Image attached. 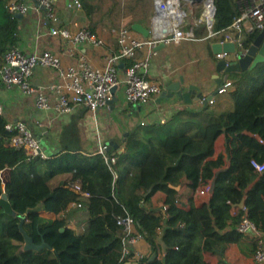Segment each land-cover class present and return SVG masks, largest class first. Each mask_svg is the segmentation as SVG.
<instances>
[{
    "label": "trees",
    "instance_id": "16d2710c",
    "mask_svg": "<svg viewBox=\"0 0 264 264\" xmlns=\"http://www.w3.org/2000/svg\"><path fill=\"white\" fill-rule=\"evenodd\" d=\"M141 2L135 0V5ZM80 6L90 16L89 0H80ZM214 7L213 30H228L238 14L235 0H214ZM17 27L18 18L0 0V62L16 43ZM89 27L93 29L92 23ZM254 36L245 35V47ZM219 39L215 35L207 41ZM139 55L137 51L135 57ZM228 76V108L218 111L205 104L179 110L164 123L137 125L123 139L121 151H105L115 157L112 165L101 153L82 148L79 115L61 127L59 150L30 160L22 148L10 145L0 115V171L9 169L4 185L0 178V264H118L122 244L116 217L125 211L150 248L137 264H204L203 252H224L231 243L241 246L243 254H253L257 240L246 242L236 225L246 214L264 232V171L257 173L250 164L251 159L264 161V61ZM220 134L225 136L227 165L222 155L206 159ZM221 167L226 168L207 200L179 204L175 186L184 184L193 191ZM77 179L89 197L69 189L67 184ZM3 193L15 215L5 210ZM72 202L82 207L70 206ZM36 206L40 209L23 216L25 209ZM232 207L237 208L235 214ZM78 211L86 215L81 231L69 227ZM21 221L33 241L45 242L48 248H22Z\"/></svg>",
    "mask_w": 264,
    "mask_h": 264
},
{
    "label": "built area",
    "instance_id": "2783aa9c",
    "mask_svg": "<svg viewBox=\"0 0 264 264\" xmlns=\"http://www.w3.org/2000/svg\"><path fill=\"white\" fill-rule=\"evenodd\" d=\"M80 6V0H71ZM153 8L151 17L152 29L145 38L138 37L126 26L110 30L117 47L105 50L102 53V64L95 65L82 54L78 48L82 45L101 47L104 44L102 37L88 26H81L74 30L66 27H51L48 33L58 37L63 43L64 53L74 57L75 61L64 64L61 57L51 49H41L26 52L19 46H11L2 55L0 65V81L5 87H17L23 94L32 97L36 109L49 114L39 124L51 126L54 119L71 113L77 107H84L90 111L108 107V99L113 96L111 88L123 84V99L128 104L145 105L160 92L161 80L149 76V67L158 43L164 45L178 43L181 40H194L195 30L201 23L207 30V37L220 35L221 40L233 42L238 52L244 53L245 35L257 34L264 27V0H235L238 14L233 18L226 31H214V0H209L211 12H204L197 17L189 15L182 8L184 0H150ZM208 1V0H207ZM206 5V2L203 4ZM11 14H26L31 9H41L46 19L56 20L53 0H35L34 3L23 0H9L5 3ZM212 21V24L210 23ZM141 54L137 57L136 53ZM226 53H218L221 59ZM132 59V62H128ZM122 63V67L119 64ZM52 69L57 80L49 84L35 83L31 76L36 69ZM124 78L121 80L119 72ZM231 82L226 80L218 86V92H226ZM54 93V100L49 93ZM116 92V91H115ZM1 113V109H0ZM141 124H143L141 122ZM5 131L9 134V143L16 148H22L27 159L34 157L46 158L47 153L42 150L40 137L22 121L5 123ZM106 145H100L97 152L102 154L108 165L115 162L114 156L105 154ZM251 167L257 173L264 171V161L250 160ZM114 180L116 173L113 171ZM69 189L87 198L90 193L82 188L79 179L67 184ZM207 198L210 196V181H200L196 188V195ZM70 206L82 207L80 202H72ZM245 211V206H241ZM232 209V208H231ZM237 212L236 208L232 213ZM121 235V255L118 264H137L143 255L135 248L137 242L144 240V236L137 230L132 216L125 211L116 217ZM243 234L253 233L257 240L253 258L257 263H264V234L255 226L246 214L236 225ZM23 248V243H22ZM176 247V246H175Z\"/></svg>",
    "mask_w": 264,
    "mask_h": 264
},
{
    "label": "crops",
    "instance_id": "0c3cea01",
    "mask_svg": "<svg viewBox=\"0 0 264 264\" xmlns=\"http://www.w3.org/2000/svg\"><path fill=\"white\" fill-rule=\"evenodd\" d=\"M7 1L9 0H5V3ZM23 1L35 2V0ZM89 2L92 4L90 16L87 14L86 9L75 5L71 0H53L54 11L57 15L56 20L46 19L41 9H31L26 14H15L18 18V27L15 33L16 43L14 46H19L26 52L51 49L60 55L64 64L75 61L76 56L82 54L93 64L100 65L102 64V53L105 50L117 47L110 33L112 28L126 26L135 35L143 38L147 37L152 29L151 17L153 8L150 0H143L141 2L142 6L140 3L135 5V0H126L124 4L123 2L121 4L120 0L115 3L109 2L104 10L100 7L97 0H89ZM139 7L145 9L144 14ZM191 12L193 13V10ZM111 13H113L114 18H109L108 21ZM113 19L116 20L114 21ZM91 23L93 25L92 30L102 37L104 44L101 47L82 45L78 48V54L74 57H69L64 53L61 39L48 33L51 27H66L74 30L81 26L89 27ZM133 23H139L146 28L148 31L147 36L133 29ZM195 33L196 37L194 40H181L178 43H170L156 50L149 67V76L152 78L158 77L161 80V90L145 105L126 103L123 99V84L121 83L115 92L116 100L113 106L109 105L95 112L84 107H77L71 113L54 119L51 126H41L39 123L49 116L50 113L46 114L44 111L36 109L31 96L23 94L17 87H5L0 81V115L6 123L24 122L27 127L40 137L42 150L49 154L60 149L58 141L59 131L65 123L71 120L73 115H79L78 128L82 148L89 152H96L100 145H106L111 140L118 144L117 148L121 151V143L127 136L123 137L125 132L128 134V131L137 125L145 126L155 122L164 123L179 110L187 108L199 109L205 104H209L210 108L222 111L230 105L231 101L228 91L232 89V85L226 92H217L213 95V92L219 86L215 83V79L221 82L224 72L218 73L215 69L217 60L213 57L214 53L211 49L213 41L211 43L207 41L209 38L207 37V30L203 25H198ZM219 40H221V37ZM119 75L122 80L124 75L121 71ZM180 76L186 85L193 84L198 86V90L205 97L213 95L212 100L206 103H203L202 100H193L191 103H185L175 95L169 96L172 91L170 88L165 87L163 91L164 83L178 80ZM31 80L35 83L47 85L55 82L57 77L52 69L41 68L33 72ZM227 80H229V76ZM49 95L54 100V93L50 92ZM114 116L117 117L119 122L125 123L122 130L117 129L112 122V117ZM137 119L138 124L135 123ZM220 155L223 156L224 165H227L229 160L225 151L224 134L218 135L213 141L211 152L206 159H216ZM0 174H3L2 180H8L9 169L1 170ZM176 190L180 191L179 204L182 205H188L189 203L198 205L209 198V196L204 198L198 194L196 195V189L191 191L184 184L178 186ZM232 209L230 210L231 213ZM85 219V214L80 216V212H75L70 217L69 227L81 231ZM262 233L264 234V232ZM245 237L246 242H248L253 239L254 234L250 232ZM242 247L246 249L245 245ZM135 248L143 256L150 252L149 245L145 240L137 242ZM201 259L204 264H264L257 263L253 258V254H243L241 246L239 247L236 243L227 245L224 252H203Z\"/></svg>",
    "mask_w": 264,
    "mask_h": 264
},
{
    "label": "water",
    "instance_id": "95a60500",
    "mask_svg": "<svg viewBox=\"0 0 264 264\" xmlns=\"http://www.w3.org/2000/svg\"><path fill=\"white\" fill-rule=\"evenodd\" d=\"M185 2L189 3L190 5H203L207 0H184ZM212 24V21H210ZM132 28L141 32L144 36H147V29L142 27L139 23H133ZM164 44L162 42L158 43V45L154 48L155 50L159 49L160 47H163ZM211 49L212 52L216 55L218 53H226L228 57L221 58L216 62L215 69L219 72H224V75L222 77V81L219 82V80L215 79V83L217 85H221L223 82H225L228 78V75L232 71H248L252 69L255 65H257L259 62L264 61V27L254 36L253 41L250 43V45L247 47L246 51L244 53L238 52L235 49V45L233 42L229 41H213L211 43ZM122 63L119 64V67H122ZM165 87L170 88L172 91L169 94L177 96L181 101L185 103H191L193 100H202L203 103H206L208 101L212 100V96L215 95L218 92V89H215L213 92V95H208L207 97L204 96V94L198 90V86L193 84L186 85L184 83L183 78L180 76L178 80L169 81L168 83H164ZM116 86H113L111 88V92L113 93V96L108 99L107 103L111 106H113L116 96H115ZM162 91V94H163ZM127 135V132L123 134V137ZM118 144L111 141H108L106 144V150H110L111 148H117ZM228 162V160H227ZM226 167L219 168L215 170V175L210 181V194L213 193L215 182L217 179L218 174L225 170ZM175 189L178 188V186L174 187ZM1 198L5 201L4 207L5 210L11 214L15 215V211L11 208L10 204L6 201L7 195L6 193H3L1 195ZM239 206H242V202L239 204ZM40 206H36L35 208H27L24 211V215L27 214L29 211L39 210ZM19 228L22 235L23 240V248L24 249H30V250H40L43 248H48V244L45 242H41L39 244L35 243L31 236H29L25 230L22 228V221L19 224ZM63 230V228H61Z\"/></svg>",
    "mask_w": 264,
    "mask_h": 264
},
{
    "label": "rangeland",
    "instance_id": "374dc122",
    "mask_svg": "<svg viewBox=\"0 0 264 264\" xmlns=\"http://www.w3.org/2000/svg\"><path fill=\"white\" fill-rule=\"evenodd\" d=\"M97 1L99 2L100 7L103 8V10H104V9L107 8L109 2H113V3H115V2H117V1H119V0H97ZM120 2H121V4H122V2H123V4H124V3H126V0H120ZM140 5H141V3H140ZM141 6H142V5H141ZM182 8H183L184 11H185L186 13H188L189 15L193 16L194 18H197L198 16H200V15L202 14V12H203V10H204V5H190L189 3L185 2V1H182ZM191 10H193V13L191 12ZM98 14H99V13H98ZM101 14H102V13H101ZM105 17H106V16H105ZM109 18H114L113 13H111V15L108 17V21H109ZM113 20L115 21L116 19H113ZM200 25H203V27H204V23H201ZM193 52H195V51L193 50ZM112 118H113V119H112V122L115 124V127H116L117 129H121V130H122V129L124 128V126H125V123H123V122H119L116 116H114V117H112ZM135 123L138 124V119L135 120ZM2 177H3V174H0L1 183H2V185H4V182H5V181L2 180ZM78 212H79V211H78ZM42 213L47 215L46 212H42ZM74 214H75V213H74ZM81 215H82V214L80 213V216H81Z\"/></svg>",
    "mask_w": 264,
    "mask_h": 264
},
{
    "label": "bare ground",
    "instance_id": "6f19581e",
    "mask_svg": "<svg viewBox=\"0 0 264 264\" xmlns=\"http://www.w3.org/2000/svg\"><path fill=\"white\" fill-rule=\"evenodd\" d=\"M203 12H204L205 14H207V15L211 12V7H210L209 0L206 1V5L204 6V10H203Z\"/></svg>",
    "mask_w": 264,
    "mask_h": 264
}]
</instances>
